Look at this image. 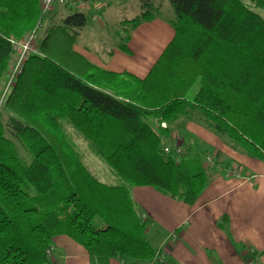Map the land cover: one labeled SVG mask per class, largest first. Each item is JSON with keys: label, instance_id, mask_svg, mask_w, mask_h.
<instances>
[{"label": "trees", "instance_id": "trees-1", "mask_svg": "<svg viewBox=\"0 0 264 264\" xmlns=\"http://www.w3.org/2000/svg\"><path fill=\"white\" fill-rule=\"evenodd\" d=\"M168 1L174 38L139 78L101 69L73 49L83 13L65 6L55 23L52 12L41 14L40 0H0V95L11 40L35 32L38 50L0 105L8 114L5 124L0 114V264H47L57 236L80 245L91 264H154L131 188L151 187L192 206L208 184L192 147L179 154L163 143L179 119L264 162V20L241 0ZM249 1L264 11V0ZM158 14L143 6L123 22L125 32ZM119 48L128 53L126 41ZM67 126L110 169L113 183L89 171ZM227 224L222 217L219 225Z\"/></svg>", "mask_w": 264, "mask_h": 264}, {"label": "crops", "instance_id": "crops-1", "mask_svg": "<svg viewBox=\"0 0 264 264\" xmlns=\"http://www.w3.org/2000/svg\"><path fill=\"white\" fill-rule=\"evenodd\" d=\"M168 4V0H102L99 6H70L90 21L79 30L73 49L101 69L143 78L174 38V13L167 18L158 14L128 34L123 22L138 16L145 5L159 12ZM52 13L54 22L60 23L67 9L58 5ZM125 41L128 53L119 48ZM11 68L12 62L1 92ZM149 125L157 128L158 122L151 120ZM163 143L181 150L192 147L201 156L208 184L192 206L151 187L131 188L137 213L146 222L144 237L155 252L154 264H264V162L230 148L196 121H175ZM222 217L228 219L225 228L219 225ZM47 264L91 263L80 245L57 236ZM109 264L137 263L112 259Z\"/></svg>", "mask_w": 264, "mask_h": 264}, {"label": "built area", "instance_id": "built-area-1", "mask_svg": "<svg viewBox=\"0 0 264 264\" xmlns=\"http://www.w3.org/2000/svg\"><path fill=\"white\" fill-rule=\"evenodd\" d=\"M102 2V0H40V12L42 15L52 12V10L60 5V6H73L76 8L83 7L86 4L94 3L97 6ZM37 43V35L35 32H31L25 35L22 39L16 41L11 40V44L13 48L16 50L15 55H13L11 62L12 68L10 70V74L8 77V81L3 88L0 95V105L2 104V100L7 92L12 87L15 78L20 74L24 62L30 55L37 54L36 49ZM161 126L166 127L165 123H162ZM164 153L169 152V148L165 147L163 149ZM177 153H180V150L177 149ZM162 259V258H161Z\"/></svg>", "mask_w": 264, "mask_h": 264}, {"label": "rangeland", "instance_id": "rangeland-1", "mask_svg": "<svg viewBox=\"0 0 264 264\" xmlns=\"http://www.w3.org/2000/svg\"><path fill=\"white\" fill-rule=\"evenodd\" d=\"M245 5H247L251 10H253L255 13H257L258 15H260L262 17V19L264 20V11L260 10V9H256L253 7L252 3L249 0H241ZM169 12H173L171 6L165 5L160 11L159 14L161 17L167 18L169 17L170 13ZM87 22L89 23V18H87ZM44 25L39 28V33L41 34L43 29H44ZM109 31V30H106ZM86 42L89 40L88 38L85 39ZM14 49V48H13ZM36 49H37V45H36ZM38 52V50H37ZM16 50L14 49V54L15 55ZM13 57V56H12ZM5 87V86H4ZM198 86L196 85L190 92V97L197 91ZM0 114L2 115L4 124L6 122V120L8 119V114L5 112L3 106H0ZM66 136L68 138L69 141L72 142V144L74 145L76 151L78 152V154L80 155L82 161L84 162V164L87 166V168L89 169V171L91 173H93V175H95L100 181L110 184L113 183L115 181L110 169L100 160H98L97 158H95L88 150L86 147V143L79 137V135L76 133V131H74V129H72V127L67 126L66 127ZM6 135L7 137H9L18 147L19 152L22 156H25V154L23 153V150L21 149V147L17 144V142L15 140H13V138L10 136L8 129L6 130ZM167 146L169 148L170 145L167 144ZM180 153H183V150L179 149Z\"/></svg>", "mask_w": 264, "mask_h": 264}]
</instances>
